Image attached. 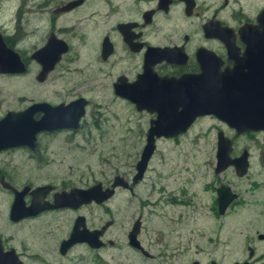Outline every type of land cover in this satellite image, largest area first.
<instances>
[{"label":"flooded vegetation","instance_id":"flooded-vegetation-1","mask_svg":"<svg viewBox=\"0 0 264 264\" xmlns=\"http://www.w3.org/2000/svg\"><path fill=\"white\" fill-rule=\"evenodd\" d=\"M263 11L264 0H0V213L5 212L6 217L0 221V231L10 224L47 216L46 236L52 239L57 234L52 248L56 246L60 256H66L75 246L85 245L95 253L96 264H116L111 254L118 245L111 235L114 219L110 216L88 226L84 210L107 205L109 216L112 210L107 203L120 190L127 192L128 197H137L136 189L151 168L150 158L141 179L133 183L151 121L162 109L182 110L178 104L139 110L137 103L149 100L152 104L163 96L172 97L174 83L189 90L199 75L223 81L222 77L235 69L250 68V51L258 50L247 47L257 42ZM114 105L124 107L129 122L131 112L147 117L141 125L137 124L144 142L138 158L127 165L131 171H116L109 179L94 184L100 182L103 188H110L115 177L121 176L127 186H115L111 197L101 203L59 205L63 191L94 185L83 187L67 181V160L72 167L78 159L75 154H67L82 149V137L97 136L94 131L103 134L110 121L107 112L116 114ZM205 116L216 117L197 116L176 136L156 137L155 146L161 138L177 141ZM126 130L130 131L131 126ZM260 131L264 130L245 133ZM249 168L250 163L244 176L235 175L247 179ZM163 169L162 162L149 177L140 210L124 229L125 245L133 255V262L127 259L126 264H223L225 247L216 256L210 249L217 246H210L207 239L205 243H195L193 237H184V249L180 251L178 235L173 236L169 227L146 225L148 216L154 214L152 208L160 203L188 204V184L176 191L169 188L164 182L170 178L169 172ZM188 179L191 184L193 179ZM251 185L256 188L254 183ZM218 187L213 188L216 199ZM230 188L237 197L224 213L218 212L216 199L212 207L221 218L241 195ZM16 199L36 213L13 219L11 210ZM69 213L73 217L66 231L61 226ZM80 216L84 217L86 228L96 232L95 245L76 241L62 246ZM0 238L2 250L12 249L15 254L12 264H26L16 247L5 245L1 233ZM240 244L241 256L229 264H264V230L246 232ZM187 251L190 259L181 262ZM30 255L32 263H41L39 252Z\"/></svg>","mask_w":264,"mask_h":264},{"label":"rangeland","instance_id":"rangeland-1","mask_svg":"<svg viewBox=\"0 0 264 264\" xmlns=\"http://www.w3.org/2000/svg\"><path fill=\"white\" fill-rule=\"evenodd\" d=\"M114 106L116 114L113 116L111 111L107 112L110 121L107 127L105 125L103 134L94 131L97 136L82 137V149L67 154V157L74 154L78 156L76 166L72 163V167H69L67 160L65 172L68 182H76L83 187L90 186L95 181L109 179L116 171L132 170L127 165L138 158L144 142V136L137 131V124L141 125L147 117L131 112L129 122L124 107ZM128 126H131L130 131L126 130ZM219 130L233 140L232 156L240 154L243 149L249 151L250 168L247 179H238L232 168L225 170V173L214 174L216 135ZM156 144L157 149L151 156L149 175L138 185L137 197H128L127 192L120 190L107 203L112 210L109 216L106 214L107 205L84 210L88 226L105 221L111 216L115 221L111 235L118 242L111 252L115 263L126 264L127 259L128 262H133V255L125 245L124 229L130 224L131 217L136 216L140 210V201L148 192L151 181L149 177L160 169L163 162V170L165 173L169 172L170 176L164 180L169 188L176 191L182 184H188V194L185 196L188 204L160 203L152 208L154 214L148 216L146 225L169 227L173 236L178 235L180 251L184 249V244L181 243L183 238L193 237L195 243H205L207 239L211 242L210 246L216 245V248L210 249L216 256L225 247L223 264L239 258L242 235L248 231L264 230V131L237 135L225 122L213 116H205L196 120L191 131L177 141L161 138ZM188 178L193 179L191 184L187 182ZM252 183L256 188L253 189ZM220 184H230L234 190L241 192L238 201L228 209L223 218L212 211L216 199L213 188ZM208 185L211 187H207ZM153 197L158 198L157 193H153ZM179 213L183 215L177 218ZM4 215L5 212L0 213V221L6 220ZM72 217L71 213L64 216L61 226L63 230L70 228ZM98 217L100 218L97 219ZM47 230V216H43L39 220L7 225L0 233L7 247H16L23 254L21 256L25 257L26 264H96L95 253L85 245L75 246L66 256H60L56 246L52 248L57 234L52 239L47 238ZM224 241L225 244L222 245ZM33 252L42 255L41 263H32L30 254ZM190 257L189 251L184 252L180 261L184 262Z\"/></svg>","mask_w":264,"mask_h":264},{"label":"water","instance_id":"water-1","mask_svg":"<svg viewBox=\"0 0 264 264\" xmlns=\"http://www.w3.org/2000/svg\"><path fill=\"white\" fill-rule=\"evenodd\" d=\"M259 23L260 27L256 31L258 33L257 42L247 47L249 50H258L257 52L250 51L252 57V63H249L250 68L243 71L235 69L231 75L222 77L223 81H218L216 78L208 80L207 77L199 75L194 78L192 88L189 90H184V85L178 86L174 83L175 94L172 97L166 98L163 96V99L152 104L149 103V100L137 103L139 110L176 104L181 105L182 110L177 112L172 107L162 109L159 111L158 116L151 121L146 143L137 161L133 183L141 179L146 164L154 153L156 148L155 138L162 135L165 137L176 136L183 132L197 116L215 115L232 128L237 135L248 131L264 130V11L259 16ZM167 83L169 82L164 81V84ZM232 150V139L219 130L216 135V164L214 168L216 174L229 167H233L235 174L239 177L247 173L249 151L243 149L240 154L232 156ZM115 186L125 187L127 182L121 176H117L110 188H103L100 182L88 188H72L63 191L58 202L61 206L71 207H77L92 201L101 203L111 197ZM236 197L237 194L232 192L230 186L220 185L217 188L216 199L218 212L220 214L224 213L229 203ZM21 209L25 211L17 214L16 212ZM34 213H36L35 210L33 211L31 207H24L21 201L16 199L11 210V217L18 219ZM79 226L83 228L79 229ZM134 236V233H132L131 243L133 244L136 243ZM96 238V232L87 229L84 217L80 216L77 218L70 238L64 241L62 246L65 244L71 245L76 241H87L90 246H94ZM14 257L15 254L12 249L7 252L2 250L0 238V264H12L11 259H14Z\"/></svg>","mask_w":264,"mask_h":264}]
</instances>
